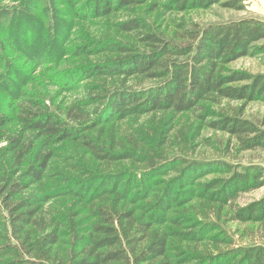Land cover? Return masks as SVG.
I'll use <instances>...</instances> for the list:
<instances>
[{
	"label": "rangeland",
	"instance_id": "rangeland-1",
	"mask_svg": "<svg viewBox=\"0 0 264 264\" xmlns=\"http://www.w3.org/2000/svg\"><path fill=\"white\" fill-rule=\"evenodd\" d=\"M171 1L148 0L95 17L89 10V0H0V111L15 119L28 100L43 99L51 110L62 115L68 111L82 115L85 112L82 120L72 124L81 125L83 135L100 142L108 151H137L133 158L108 161L91 152L82 138L46 145L43 151H51L52 158L43 178L32 183L28 176L30 156H26L23 164L17 167L12 154H8V140H0V188L20 182L22 188L19 193L6 191L4 195L11 203L36 199V218L41 223L40 227L45 223L46 226H36L35 233L40 235V231L60 230L58 246L64 252L72 248L73 222L81 226L75 234L84 237L91 231L90 225L98 221L96 213L99 207L110 211L115 205L119 211L137 210L136 216L141 221L149 211L139 206L151 203L169 184L173 191L193 189L196 193L188 202L183 198L173 204L167 213L169 219H179L181 224L166 221L155 227L195 231L205 236V240L197 241L171 236L169 252L174 264H193L180 263L181 252L196 253L207 259L208 255H217L226 249L264 244V223L235 221L232 219V205L222 206L205 196L214 191L206 186L215 179L228 177L227 174L212 171L202 174L194 184H177L180 180L177 178L183 171L210 162L226 161L237 170L252 165L264 168V151L241 152L227 133L207 125L214 113L231 114L242 107L243 116L264 121V101L244 104L225 98L209 99L187 112L158 110L113 118L103 123L92 113L98 107V104H93L95 95L120 88L140 90L159 83L143 74L92 76L89 67L123 55L104 51L107 41L144 52L148 47L142 39L149 29L163 32L167 38H175L183 29L195 24L205 26L245 17L264 19V0H221L207 7L185 10L171 6ZM228 1H235L236 8L227 7ZM133 18L146 21L147 27L132 31L119 28L121 22ZM256 46L264 47V39L256 42ZM225 69L264 73V49L227 64ZM19 130L17 119L3 127L5 137ZM26 137L33 141L35 134L27 131ZM162 142H165L161 146L163 152L154 154ZM137 172H141L139 179L146 182H132L133 174ZM175 183L177 185L173 187ZM130 184L134 187L131 192ZM108 185L113 190L118 187L123 194H128V198L117 202L115 196L103 194ZM149 185L151 191L147 197L132 204V201L146 195ZM262 197L264 186L242 192L234 205L239 208ZM7 214L8 210L0 204V221H4ZM213 236L218 238L217 242L210 240ZM3 241L0 236V243Z\"/></svg>",
	"mask_w": 264,
	"mask_h": 264
},
{
	"label": "trees",
	"instance_id": "trees-1",
	"mask_svg": "<svg viewBox=\"0 0 264 264\" xmlns=\"http://www.w3.org/2000/svg\"><path fill=\"white\" fill-rule=\"evenodd\" d=\"M146 1L148 0H89V10L95 17H100L110 14L113 10ZM220 1L172 0L170 5L185 10L207 7ZM226 6L236 8L235 1H228ZM146 27L147 22L138 18L119 24L123 31ZM262 39L264 19L245 17L205 26L195 24L193 27L183 29L175 38H167L163 32L149 29L142 39L148 47L144 52L136 51L119 42L107 41L104 51L119 52L123 55L110 62L89 67L88 71L92 76L143 74L158 80L159 83L140 90L120 88L95 95L92 100L98 107H95L92 113L103 123L113 118L121 119L158 110L187 112L197 108L201 101L209 99L225 98L242 101L244 104L256 100L264 101V73L251 74L243 70L225 69L227 64L244 56L258 54L259 49L263 50L264 47L256 46V42ZM243 111L242 107L238 112L231 114L214 113L213 118L207 121V125L214 130L227 133L230 141H234L241 152L264 151V121L247 118L243 116ZM107 114L109 116L102 120L101 118ZM85 115V112L82 115L73 111L62 115L51 110L43 99H30L21 106L15 119L0 111V140H8L10 145L8 154H12L17 167L23 164L26 156H30L28 176L32 183L43 178L52 158L51 151L44 152L43 147L68 139L77 141L76 139L82 138L83 144L91 152L108 161L134 157L137 151L114 153L105 149L100 142L83 135L81 125H73L72 122L82 120ZM16 119L20 123L19 132L5 137L3 127ZM27 131L34 132L33 141L27 139ZM164 143L157 145L158 149L154 154L163 152L161 146ZM150 165L154 163L150 162ZM186 170L177 178L180 179L177 183L180 186L194 184L202 174L212 171L227 174L226 178L210 182L206 187L214 191L210 193L206 191L205 196L222 206L232 205L234 207L232 219L235 221L264 223V197L239 208L234 205L242 192L264 186L263 167L252 165L237 170L234 165L219 161ZM139 178L141 172L133 174L132 182L139 181L141 184L146 182ZM177 184L175 183L173 187ZM21 188L20 182L8 183L0 188V204L8 210L6 219L0 221L2 229L0 236L4 239L3 243H0V264H174L169 252L171 236L188 241L205 240L203 234L195 231L155 227L156 224L166 221L181 224L179 219H169L167 213L173 204L181 202L183 198L188 202L196 193L193 189L173 191L169 184L161 189L160 194L151 203L139 206L149 211L141 221L136 216L137 210L119 211L115 205L110 211L105 207H99L96 213L98 221L90 225L91 231L84 237L75 234L81 226L73 222L72 248L64 252L58 246L60 230L40 231L38 232L40 235L35 233L36 226L39 228L46 226L45 223L40 227L41 223L36 218L38 213L36 199L11 203L4 195L6 191L17 194ZM117 188L113 190L108 185L103 194L115 196L117 202L128 198L127 193L123 194ZM133 188L130 184V192ZM150 191L149 185L146 195L132 201V204L147 197ZM210 240L217 242L218 238L213 236ZM181 253L183 256L180 263L209 264L213 259L211 264H264V244L259 243L226 249L217 255H208L207 259L206 256L196 253ZM223 257L226 259H220Z\"/></svg>",
	"mask_w": 264,
	"mask_h": 264
}]
</instances>
